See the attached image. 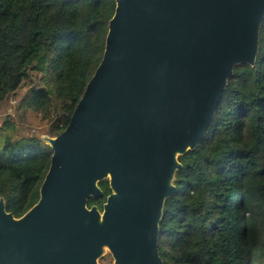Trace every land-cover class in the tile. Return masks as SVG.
<instances>
[{
    "label": "water",
    "instance_id": "obj_1",
    "mask_svg": "<svg viewBox=\"0 0 264 264\" xmlns=\"http://www.w3.org/2000/svg\"><path fill=\"white\" fill-rule=\"evenodd\" d=\"M102 59L50 148L38 201L0 198V264H163L178 158L206 133L237 65L253 67L264 0H114ZM110 194L102 212L90 199Z\"/></svg>",
    "mask_w": 264,
    "mask_h": 264
},
{
    "label": "trees",
    "instance_id": "obj_2",
    "mask_svg": "<svg viewBox=\"0 0 264 264\" xmlns=\"http://www.w3.org/2000/svg\"><path fill=\"white\" fill-rule=\"evenodd\" d=\"M114 10V0H0V105L36 73L19 107L58 136L102 59ZM3 144L0 198L19 218L38 198L51 150L38 138ZM178 161L159 223L163 264H264V18L255 65L233 68L206 133ZM98 186L109 194L106 181Z\"/></svg>",
    "mask_w": 264,
    "mask_h": 264
},
{
    "label": "rangeland",
    "instance_id": "obj_3",
    "mask_svg": "<svg viewBox=\"0 0 264 264\" xmlns=\"http://www.w3.org/2000/svg\"><path fill=\"white\" fill-rule=\"evenodd\" d=\"M38 84V75L31 73L29 79L25 81L24 86L15 94L9 95L1 103L0 147L4 145L3 142L7 136H10L12 140L19 138H38L41 140L43 136L54 137L50 133L48 122H43L36 111L19 107L20 101L27 95L28 88ZM99 263L112 264V259L108 252H105L103 257L100 258Z\"/></svg>",
    "mask_w": 264,
    "mask_h": 264
},
{
    "label": "flooded vegetation",
    "instance_id": "obj_4",
    "mask_svg": "<svg viewBox=\"0 0 264 264\" xmlns=\"http://www.w3.org/2000/svg\"><path fill=\"white\" fill-rule=\"evenodd\" d=\"M42 181H43V180H42ZM103 181H106L107 184H108V181H107L106 179L103 180ZM103 181H101V182H103ZM99 183H100V182H99ZM99 183H98L97 185H99ZM98 187H99V186H98ZM39 188H40V187H39ZM99 189H100V188H99ZM108 189H109V185H108ZM100 191H101V189H100ZM109 194H110V189H109ZM109 194L106 195V196L103 198V192L101 191V196L98 198V199H99V203H100V205H99V207L96 206L99 212H102V210H103V204L105 203L106 198L109 196ZM38 199H39V189H38V198H37L36 202L38 201ZM36 202H35V203H36ZM35 203H34V204H35ZM34 204H33V205H34ZM33 205H32V206H33ZM32 206H31V207H32ZM31 207H30V208H31Z\"/></svg>",
    "mask_w": 264,
    "mask_h": 264
}]
</instances>
